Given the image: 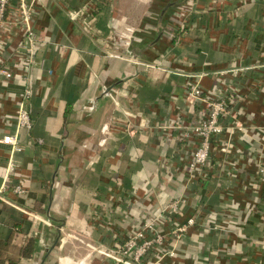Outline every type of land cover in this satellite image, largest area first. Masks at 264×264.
Returning a JSON list of instances; mask_svg holds the SVG:
<instances>
[{
    "label": "crops",
    "instance_id": "1",
    "mask_svg": "<svg viewBox=\"0 0 264 264\" xmlns=\"http://www.w3.org/2000/svg\"><path fill=\"white\" fill-rule=\"evenodd\" d=\"M37 2L43 42L30 70L34 124L19 130L22 150L13 153L1 139L17 131L20 30L0 28V64L18 75L0 80V188L21 208L0 203L1 264H114L94 258L87 243L118 247L180 197L187 198L180 220L195 224L167 242L158 264H264V0ZM69 10L83 13L73 21ZM119 11L137 29L134 60L104 51L113 48ZM194 80L228 108L200 173L188 165L193 140L181 137L183 124L206 114L188 98ZM10 160L16 171L8 174ZM17 184L28 192L15 195ZM158 255L151 251L148 264Z\"/></svg>",
    "mask_w": 264,
    "mask_h": 264
},
{
    "label": "built area",
    "instance_id": "2",
    "mask_svg": "<svg viewBox=\"0 0 264 264\" xmlns=\"http://www.w3.org/2000/svg\"><path fill=\"white\" fill-rule=\"evenodd\" d=\"M37 1L38 0H0V28L12 25L20 30V38L16 44L13 55L14 58L17 55H20L19 57L22 58L20 62L19 76L22 77L24 84L16 108L17 131L15 133L5 134L1 139L3 144L10 146L11 153L22 150L19 130L24 129L30 133L34 124L28 108L29 100L32 96L30 70L36 63V53L40 43L43 42L42 36L38 34L34 26ZM190 9L191 2L181 5V11H179V15L182 18L181 21H183L186 15L189 14ZM82 13V10L68 11L70 18L73 21L78 20ZM112 17L113 23L111 35L114 45L113 48H111L105 44L104 51L106 52V55L120 59L134 60L130 50L137 32L136 27L129 22L127 15L123 14L122 11L114 13ZM91 21H86L85 23L90 32H94V24H92ZM182 28L183 25L181 24L180 29ZM147 66L150 65L147 64ZM17 76L18 75L15 71L0 64V80L10 81L14 80ZM187 94L191 102L199 101L204 103L206 107L205 117L201 121L192 124H183L181 126V137L190 141L193 140L194 143L192 157L188 163L189 168L193 173H200L201 168L207 163L211 156L215 137L224 131L221 117L228 113V108L227 102L224 98L211 97L206 94L200 86L199 81L194 80L189 83ZM113 126L114 125L110 121L103 125L102 132L105 136L110 133V129ZM105 141L106 138H103L100 142L104 143ZM37 142L42 143V140L37 139ZM225 149L226 148H223V150ZM7 170L8 174L16 171V165L13 160L8 162ZM259 171L260 175L264 178V165L260 167ZM12 191L17 196H23L28 192L27 188L21 184L15 185ZM5 193L6 188L3 186L0 188V203L4 202L16 206L11 200H9ZM186 204L187 198L180 197L171 199L167 204L160 208L158 213L142 222L139 228L132 231L124 243L118 247L93 245L91 243H87V246L91 249L94 258L103 257L111 259L114 264H148L149 261H147V256L151 251L157 250L159 255L157 256L158 258L155 263L158 264V262H160L168 253L166 250L167 242L172 239H182L195 224L193 218H187L184 221L180 220L182 209ZM16 207L20 208L19 206ZM25 211L26 210H24V212ZM168 221L171 222V226L165 231L162 227ZM43 222L50 224L49 220H43ZM262 240L264 241V236ZM173 254L174 252H170V255Z\"/></svg>",
    "mask_w": 264,
    "mask_h": 264
},
{
    "label": "trees",
    "instance_id": "3",
    "mask_svg": "<svg viewBox=\"0 0 264 264\" xmlns=\"http://www.w3.org/2000/svg\"><path fill=\"white\" fill-rule=\"evenodd\" d=\"M180 31V30H179ZM0 264H1V262H0ZM3 264H4V262H3Z\"/></svg>",
    "mask_w": 264,
    "mask_h": 264
}]
</instances>
